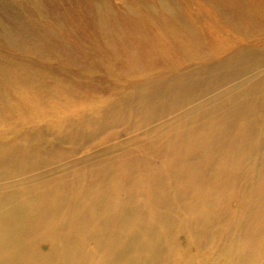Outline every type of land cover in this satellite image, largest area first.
<instances>
[{"label":"bare ground","instance_id":"1","mask_svg":"<svg viewBox=\"0 0 264 264\" xmlns=\"http://www.w3.org/2000/svg\"><path fill=\"white\" fill-rule=\"evenodd\" d=\"M31 2L0 0V264H264V0Z\"/></svg>","mask_w":264,"mask_h":264},{"label":"rangeland","instance_id":"2","mask_svg":"<svg viewBox=\"0 0 264 264\" xmlns=\"http://www.w3.org/2000/svg\"><path fill=\"white\" fill-rule=\"evenodd\" d=\"M34 1V2H33ZM39 2H40V0H32V2H31V4H30V6H31V9H34L33 10V12H29V13H26V12H23V11H21L20 12V10H18V16L20 17V20L21 21H25L26 23H28V20H29V22H33L34 24H36V23H38V22H41L42 21V24H44V25H51V23H53V16L50 14V13H48V12H46V11H44L43 10V12H42V9H41V7H39L40 6V4H39ZM113 2H115L117 5H119V6H123V5H125V0H113ZM179 2L180 3H183V0H179ZM34 4V5H33ZM39 5V6H38ZM33 6V7H32ZM37 6V7H36ZM38 8V9H37ZM39 11H40V13H39ZM36 15V16H35ZM43 15V16H42ZM27 17V18H26ZM37 17V18H36ZM41 17V18H40ZM24 18V19H23ZM41 20V21H40ZM41 24V23H40ZM70 26V25H69ZM73 26V25H72ZM69 27H54L53 28V32L55 33V42L54 43H56V44H61L62 42H64L65 44H67V46H69L70 48H71V50H69V52L68 53H66V57L64 58V62H63V65H67V60L66 59H69V60H72V59H74V58H79L80 56V60H86V58L87 59H89V60H91V59H94L95 57H96V55H97V53L95 52V49L94 48H92V47H86V50H84L83 52L81 51V44H80V42H81V35H80V33L81 32H79L78 30H77V32H75V31H73V30H71L70 28L68 29ZM73 28H74V26H73ZM63 29V30H62ZM74 30H75V28H74ZM68 33V34H67ZM60 35V36H59ZM56 36H57V38H56ZM66 38V39H65ZM62 41V42H61ZM47 45V44H46ZM46 52L50 55V57H53V58H55L56 57V55H57V52H56V50L54 49V48H50V46L49 45H47L46 46ZM264 52V51H263ZM58 56V55H57ZM88 56V57H87ZM113 59V61H115V59L114 58H112ZM50 60V59H49ZM108 61V63H106L107 65V69H109V72H104V73H107V74H110V72H111V69H113V68H115V63H113V62H110V60H107ZM50 61H48V63H49ZM86 62H90V61H86ZM258 68L260 69V72H257V73H255V70H253V72H252V74H250V75H252V76H250L251 77V79H252V77L253 76H260V75H263L264 74V65L263 66H261V65H259L258 64ZM116 69V68H115ZM96 71L97 72H95L94 71V75H96V74H99L98 73V71H99V69H96ZM102 70L100 69V72H101ZM83 72H84V74H86L87 75V73H91V72H93L92 71V69H87V68H85L84 67V69H83ZM92 74V73H91ZM95 80H100V83L101 84H103L104 82L105 83H110V81H109V79L105 76V78L103 79V77L101 76V75H96L95 77ZM242 81L241 80H239V78L238 79H236V80H234V81H229V83L227 84V86L226 85H224V86H222V87H216L215 89L213 88V89H210V90H208V91H206L205 90V93H203V95L204 94H208L209 93V95H207V97H208V99L214 94V93H216V92H218V93H220V95H222V93H225V92H227V91H229L231 88L232 89H234V88H239V86H240V83H241ZM221 86V85H220ZM213 90H215V91H213ZM158 91H160L159 93H161L162 91H163V89L161 90V89H159ZM202 95V96H203ZM207 97L205 96V100L207 99ZM161 98H162V96H161ZM160 98V99H161ZM201 97H199V98H197V100H199ZM203 98V97H202ZM202 98H201V100H202ZM187 102V101H186ZM185 103V102H184ZM184 103H182V104H184ZM163 105V104H162ZM183 106V105H182ZM182 106L181 105H179L178 107H175V115H177V116H179V115H181L182 114V112H185V111H187V108L189 107V106H191V104H188V105H185V106H183V108H182ZM181 107V108H180ZM173 110V109H172ZM183 110V111H182ZM168 114H171V112L170 111H165L162 115H161V117L163 116V121H164V119H165V121L166 120H168L169 119V117L171 116V115H169L168 116ZM180 117V116H179ZM126 119H128L127 117H126ZM162 120H160V121H162ZM160 121H158V122H160ZM123 129L124 130V128H125V126H123V127H119V129Z\"/></svg>","mask_w":264,"mask_h":264}]
</instances>
